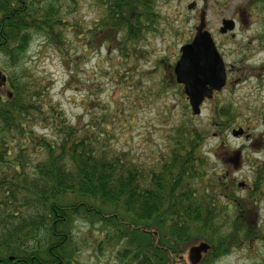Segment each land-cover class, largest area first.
Segmentation results:
<instances>
[{
    "label": "trees",
    "instance_id": "16d2710c",
    "mask_svg": "<svg viewBox=\"0 0 264 264\" xmlns=\"http://www.w3.org/2000/svg\"><path fill=\"white\" fill-rule=\"evenodd\" d=\"M97 1L100 19L84 29L70 20L79 0H0V264H74L77 223L104 231L95 247L114 250L118 264H190L187 250L202 241L209 249L198 264H216L244 243L264 245V224L253 212L261 166L248 194L234 197L233 180L209 179L199 152L208 130L187 123L174 129L165 155L137 163L112 145L120 109L102 106L87 124H72L53 100L52 79L25 65L37 34L55 43L71 72L95 42L116 43L119 60L140 58L136 44L158 28L155 0ZM257 2L264 43V0ZM67 31L83 41L73 58ZM114 72L128 77L120 65ZM212 113L221 129L242 123L232 102Z\"/></svg>",
    "mask_w": 264,
    "mask_h": 264
},
{
    "label": "rangeland",
    "instance_id": "374dc122",
    "mask_svg": "<svg viewBox=\"0 0 264 264\" xmlns=\"http://www.w3.org/2000/svg\"><path fill=\"white\" fill-rule=\"evenodd\" d=\"M155 3L158 28L144 34L136 44L134 53L140 52V58L119 60V52L113 45L116 43L98 48L100 43L95 42L96 47H86L83 56L75 59L76 69L71 72L55 43L37 34L28 48L25 65L33 74L39 72L52 79L53 100L72 124H87L101 114L102 106L115 113L120 109L114 122L112 145L127 152L137 163L165 155L174 129L183 123L208 130L199 152L207 157L208 173L212 175L209 179L215 176L233 180L234 197L243 199L248 194V186L256 176L254 169L261 166L262 195L253 212L255 219L264 224V43L258 39L263 25L256 15L261 4L251 0H155ZM191 3L194 5L189 7ZM100 14L97 0H79L70 20L87 29L100 19ZM201 16L225 63L227 83L194 116L183 87L170 73L174 75L179 48L191 40ZM223 19L235 23L226 33L219 30ZM65 35L66 43L75 49L73 58L81 52L83 41L69 31ZM117 65L127 72L124 82L115 77ZM221 102H232L242 121L240 126L231 124L221 129L212 123V108ZM122 125L124 130H120ZM238 128H243L244 133L232 136L231 131ZM75 233L78 253L74 264H118L114 250L95 247V238L103 237L104 231L99 235L94 227L77 223ZM263 262L264 245L253 240L235 247L216 264Z\"/></svg>",
    "mask_w": 264,
    "mask_h": 264
},
{
    "label": "water",
    "instance_id": "95a60500",
    "mask_svg": "<svg viewBox=\"0 0 264 264\" xmlns=\"http://www.w3.org/2000/svg\"><path fill=\"white\" fill-rule=\"evenodd\" d=\"M194 4L191 3L189 7ZM232 19H223L220 27L221 33H226L234 28ZM204 16L200 17L199 24L195 26V32L190 42L179 48V57L173 65L175 81L182 85L187 98L190 111L194 116L201 113V106L205 99L212 98L213 92H219L226 84L227 70L225 63L217 50L211 33L206 28ZM6 81L2 77V82ZM10 97L11 94L8 92ZM243 130L233 129L234 137L242 135ZM234 166L236 160L232 159ZM240 186L243 183L239 184ZM209 245L202 241L192 245L187 250V259L190 264H198Z\"/></svg>",
    "mask_w": 264,
    "mask_h": 264
},
{
    "label": "flooded vegetation",
    "instance_id": "af4514ba",
    "mask_svg": "<svg viewBox=\"0 0 264 264\" xmlns=\"http://www.w3.org/2000/svg\"><path fill=\"white\" fill-rule=\"evenodd\" d=\"M214 96V95H213Z\"/></svg>",
    "mask_w": 264,
    "mask_h": 264
}]
</instances>
